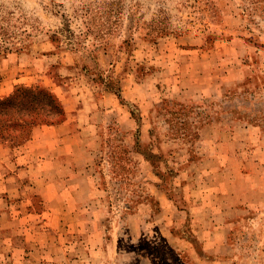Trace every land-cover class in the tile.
Listing matches in <instances>:
<instances>
[{
    "label": "rangeland",
    "instance_id": "rangeland-1",
    "mask_svg": "<svg viewBox=\"0 0 264 264\" xmlns=\"http://www.w3.org/2000/svg\"><path fill=\"white\" fill-rule=\"evenodd\" d=\"M0 48L62 112L0 107V264H264V0H0Z\"/></svg>",
    "mask_w": 264,
    "mask_h": 264
},
{
    "label": "trees",
    "instance_id": "trees-1",
    "mask_svg": "<svg viewBox=\"0 0 264 264\" xmlns=\"http://www.w3.org/2000/svg\"><path fill=\"white\" fill-rule=\"evenodd\" d=\"M120 99L123 101L122 97ZM1 106H6V108L17 107L22 110L36 112L37 114L41 110L47 109L48 113L54 116L61 115L62 113L60 102L56 96L48 89L41 87L34 89L20 88L9 98L0 101ZM131 107V114L138 121L136 112L133 110L134 106ZM32 125L33 123L27 122L25 119H21V121L9 120L0 122V140L16 141L17 139L26 138L30 134V126ZM144 156L148 160L153 159L149 154H144ZM177 262H180V260L177 259Z\"/></svg>",
    "mask_w": 264,
    "mask_h": 264
},
{
    "label": "crops",
    "instance_id": "crops-1",
    "mask_svg": "<svg viewBox=\"0 0 264 264\" xmlns=\"http://www.w3.org/2000/svg\"><path fill=\"white\" fill-rule=\"evenodd\" d=\"M76 116L78 117V115ZM68 127V121L57 126L47 125L36 127L33 131L32 139L23 148L21 147V152L19 153L20 158L28 163L40 157H45L41 159L46 162L45 164L65 163L66 160L70 159L66 158L68 154L66 156L62 155L70 151V148L66 145V140L71 138V136H77L79 134L78 132L75 133L74 130L72 135H62V130L64 131L68 129ZM61 143H65V145L61 146Z\"/></svg>",
    "mask_w": 264,
    "mask_h": 264
}]
</instances>
